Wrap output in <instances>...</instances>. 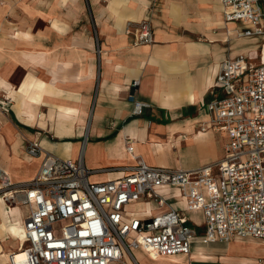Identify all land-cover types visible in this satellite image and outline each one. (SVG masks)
<instances>
[{
	"label": "crops",
	"instance_id": "crops-1",
	"mask_svg": "<svg viewBox=\"0 0 264 264\" xmlns=\"http://www.w3.org/2000/svg\"><path fill=\"white\" fill-rule=\"evenodd\" d=\"M208 4V0H0V98L11 102L10 114L23 135V140L17 139L9 129L12 142L4 139L0 168L10 170L12 181L32 180L43 156L27 154L29 141H38L63 159L77 161L83 153L84 165L91 170L134 165L127 140L132 141L134 154L150 166L191 170L221 160L228 137L211 129L206 110L215 98L213 86L223 61L240 54L258 59L263 40L242 37L236 45V36L227 31L246 25L226 23L221 0H215L217 12ZM207 14L211 15L205 19ZM143 20L152 23L154 43L134 45L126 34L127 24ZM247 42L254 43L243 45ZM134 81L139 82L136 88L131 86ZM130 95L149 105L143 115H134ZM26 108L43 113V121L34 122ZM123 175L97 173L90 181ZM160 193L186 211L177 188ZM22 210L11 216L21 225L28 214L26 207ZM166 211L146 198L126 209L127 217L141 218ZM194 213L200 215L199 222L191 216ZM186 215L202 236V212ZM1 233L0 246L13 252L6 249L11 238ZM11 241L17 243L15 251L22 249L25 231L20 245ZM133 256L138 264H264V241L197 242L189 256L163 257L144 249L134 250ZM124 260L133 264L128 255ZM8 263L0 257V264Z\"/></svg>",
	"mask_w": 264,
	"mask_h": 264
},
{
	"label": "built area",
	"instance_id": "built-area-1",
	"mask_svg": "<svg viewBox=\"0 0 264 264\" xmlns=\"http://www.w3.org/2000/svg\"><path fill=\"white\" fill-rule=\"evenodd\" d=\"M226 23L243 29L229 36L259 38L258 59L240 54L221 64L206 110L211 129L228 137L224 157L196 169H171L148 165L127 151L134 165L88 169L83 153L73 161L46 151L29 141L27 154L43 156L37 175L27 183H13L0 169V196L7 205L26 207L24 220L27 264H133L136 249L163 257L191 254L195 243H229L235 239L264 241V0H221ZM126 34L134 45L154 43L150 20L129 22ZM134 81L132 87H138ZM134 115L149 107L130 95ZM123 172L118 179L91 182L97 173ZM177 188L186 211L161 195ZM146 198L167 211L150 218L127 217L132 203ZM201 211L205 232L197 236L186 212Z\"/></svg>",
	"mask_w": 264,
	"mask_h": 264
},
{
	"label": "bare ground",
	"instance_id": "bare-ground-1",
	"mask_svg": "<svg viewBox=\"0 0 264 264\" xmlns=\"http://www.w3.org/2000/svg\"><path fill=\"white\" fill-rule=\"evenodd\" d=\"M245 51V50H244ZM26 61V60H25ZM209 79V78H208ZM30 85H32V84H30ZM33 87H35L36 88V86H37V83L35 84V86H34V84L32 85ZM30 98V97H29ZM28 98V99H29ZM36 98V97H35ZM34 97H31L30 98V100H32V103H39V102H37V100L35 99ZM26 102H28V101H26ZM30 102V101H29ZM31 103V102H30ZM19 105V104H18ZM23 105V104H22ZM32 105V104H31ZM25 106H27V104L25 103ZM37 106V105H36ZM19 109V108H18ZM22 109V108H21ZM36 109V108H35ZM34 108H29V109H27L26 108V110H25V112H29V113H31V115L33 114L34 115V117H35V121L34 122H38V121H40V122H42L43 120V118H44V115H43V113L42 114H38V112L37 113H35L36 112V110H35ZM34 110V111H33ZM27 112V114H29ZM38 114V115H37ZM32 115V116H33ZM24 116V115H23ZM197 116V115H196ZM199 117H200V115H199ZM198 117V118H199ZM188 118V117H187ZM193 119H195V118H193ZM58 121V120H57ZM31 123H32V121H31ZM61 123V122H60ZM59 123V124H60ZM196 124V123H195ZM210 125V124H209ZM193 126V125H192ZM198 127H199V125H198ZM56 130V129H55ZM174 130V129H173ZM172 130V131H173ZM191 131V130H190ZM193 131V130H192ZM169 132H170V130H169ZM168 132V133H169ZM180 132V131H179ZM173 133V132H172ZM193 134V133H192ZM169 135H171V134H169ZM174 135V134H173ZM199 136V135H198ZM58 137V136H57ZM175 137V136H174ZM178 137V136H177ZM182 138V137H181ZM175 139V138H174ZM178 139V138H177ZM176 140V139H175ZM166 141V140H165ZM165 141H164V143H165ZM12 142V141H11ZM173 142V141H172ZM163 143V142H162ZM170 143V142H169ZM174 144V143H173ZM176 144V143H175ZM147 145V144H146ZM149 145V144H148ZM153 150V149H152ZM156 150V149H155ZM157 152V151H156ZM153 153V152H152ZM155 155V154H154ZM29 164V163H28ZM1 170H3L4 172H6L9 176H10V170L8 169V168H0ZM13 174V173H12ZM0 203H3V200H2V198H0ZM5 207H6V205L4 204V205H2V204H0V211H1V213H0V217L2 218V219H4V221H3V223L0 225V230L3 232V233H7L8 235H9V237L11 238V239H13V240H15V241H17L18 242V244L20 245V242H21V240H23L24 239V228H22V226H23V223H24V218H22L23 220H22V225L20 224V222H19V220H17V219H10L11 218V216L12 215H16L17 213L18 214H21L22 212H23V210H22V206H19V205H17V206H15V207H7V213L5 214ZM5 215H8V219H7V222H6V216ZM19 219V218H18ZM2 234V233H1ZM6 254V251L3 249V247H2V245L0 246V257H2V256H4ZM8 261H10V264H27V254H26V252L24 251V249H19V250H17V251H13V252H9L8 253ZM9 264V263H8Z\"/></svg>",
	"mask_w": 264,
	"mask_h": 264
},
{
	"label": "rangeland",
	"instance_id": "rangeland-1",
	"mask_svg": "<svg viewBox=\"0 0 264 264\" xmlns=\"http://www.w3.org/2000/svg\"><path fill=\"white\" fill-rule=\"evenodd\" d=\"M208 1H209V4L207 5V7L210 8V6H212L211 8H213L217 12V10L220 7L215 4V0H208ZM126 2H127V0H126ZM209 11L211 12V10H209ZM210 15L211 14H207L206 17H205V19H208ZM220 27H222V23L220 24ZM218 30H220V29H218ZM242 40L243 39H241V38H239V37L236 36L235 39H234V42H235L236 45H238ZM249 43L252 44L254 42H247V43H245L243 45H246V44H249ZM259 43L261 44V42H259ZM10 111H11V102L3 101L0 98V148L4 147V142H5L4 139L6 137H9V139H10L9 140V143H11L12 137H11L10 132H9V129L10 128L14 131L15 138L23 140L22 132L20 131L19 127L13 121V118H12V116L10 114ZM23 146L25 147L26 146V143H24ZM1 152L3 153V150ZM2 155H3V158H6V160H8V158H7L8 155L6 153H3ZM22 155H23V158L24 159H27L28 158L27 155H26V153H25V149H24V153ZM29 181H31V180L21 181V182H16V183L17 184H19V183H27ZM12 182L15 183V181H12ZM0 198H2V200H3V203H0V204H2V205L5 204L6 205V207H5V214H6L7 213V207H11V205H7L5 203L3 197L0 196ZM5 216L7 217L5 219L6 222H7L8 215H5ZM191 216L193 217V219L195 221H198L199 222L201 220V217H200L199 214H195L194 213ZM13 218L17 219V217H15V216ZM10 219H12V217ZM3 221H4V219L0 218V223L1 224L3 223ZM0 233H1V231H0ZM2 234H4V233H2ZM4 237L7 238L9 236H8V234H5ZM0 240H1V236H0ZM8 241L10 242V245L6 249H8V250L11 249V251H15L17 249V243L11 241V239L10 240L8 239ZM3 249H4V247H3ZM8 253L9 252H6V254L4 256H2V257H5L8 260Z\"/></svg>",
	"mask_w": 264,
	"mask_h": 264
}]
</instances>
